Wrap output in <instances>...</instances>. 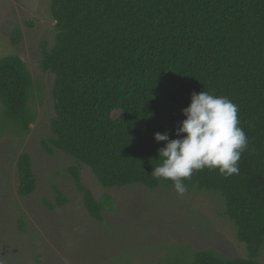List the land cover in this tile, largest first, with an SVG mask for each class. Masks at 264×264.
I'll return each mask as SVG.
<instances>
[{
	"label": "trees",
	"instance_id": "trees-1",
	"mask_svg": "<svg viewBox=\"0 0 264 264\" xmlns=\"http://www.w3.org/2000/svg\"><path fill=\"white\" fill-rule=\"evenodd\" d=\"M51 14L56 34L51 46L41 41L40 66L54 75L52 145L103 187L171 185L151 174L165 144L154 133L178 138L193 92L229 98L249 141L239 173L205 168L184 183L223 198L247 256L198 250L193 264H264V0H51ZM20 39L16 27L12 41ZM30 87L19 56L0 59L3 115L23 130L32 122ZM70 172L85 208L102 220L104 204L76 167ZM17 176L21 196L35 191L28 153L18 157Z\"/></svg>",
	"mask_w": 264,
	"mask_h": 264
},
{
	"label": "rangeland",
	"instance_id": "rangeland-1",
	"mask_svg": "<svg viewBox=\"0 0 264 264\" xmlns=\"http://www.w3.org/2000/svg\"><path fill=\"white\" fill-rule=\"evenodd\" d=\"M55 34L51 0H0V59L17 55L25 63L32 116L23 130L4 117L0 101V264H193L198 250L246 257L218 194L192 187L179 195L173 184L106 188L87 165L52 145L54 75L40 62L41 41L51 46ZM22 153L30 155L37 179L27 196L18 193ZM71 167L104 204L102 220L85 208ZM258 260L264 263L263 247Z\"/></svg>",
	"mask_w": 264,
	"mask_h": 264
},
{
	"label": "clouds",
	"instance_id": "clouds-1",
	"mask_svg": "<svg viewBox=\"0 0 264 264\" xmlns=\"http://www.w3.org/2000/svg\"><path fill=\"white\" fill-rule=\"evenodd\" d=\"M181 112L185 119L174 129L178 138L154 133V139L165 144L158 149L160 163L152 169V177L170 180L177 194L183 195L184 181L196 171L215 169L225 177L238 174L249 141L239 127L237 105L225 96L201 91L191 94L190 104Z\"/></svg>",
	"mask_w": 264,
	"mask_h": 264
}]
</instances>
